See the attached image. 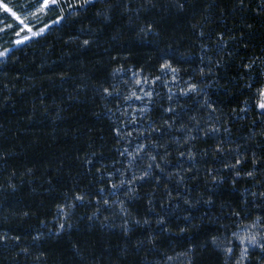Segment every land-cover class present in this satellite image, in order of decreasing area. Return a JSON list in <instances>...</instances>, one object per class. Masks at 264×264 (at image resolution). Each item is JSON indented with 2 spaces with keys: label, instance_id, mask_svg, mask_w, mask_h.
<instances>
[{
  "label": "trees",
  "instance_id": "16d2710c",
  "mask_svg": "<svg viewBox=\"0 0 264 264\" xmlns=\"http://www.w3.org/2000/svg\"><path fill=\"white\" fill-rule=\"evenodd\" d=\"M257 2L245 0L247 7L241 10L236 7L237 0H93L64 12L62 20L44 34L11 49L0 61V234L21 239L19 245L0 242V264H158L161 253L173 256L168 264H189V260L191 264H223L224 256L213 247L211 237H230L228 228L221 227H231L230 209L240 208L244 199L241 192L261 187L253 188L254 181L241 176L233 188L232 173L223 167L234 160L236 152L229 149L237 145L239 151L247 153V162L241 166L244 171L251 166L253 152L264 154L261 118L255 106L256 88L264 83V77H257L264 64L257 60L251 70L242 67L256 57L264 59V24L256 14ZM245 22L253 28L242 27ZM149 23L152 31L145 33ZM217 32L227 40L223 47L213 43ZM231 36L235 39H228ZM85 39L90 41L87 46L83 45ZM11 40L2 48L11 47ZM202 44L208 45L207 50H202ZM164 60L180 69V79L174 85L171 74L159 70ZM201 67L205 69L203 76ZM116 68L124 71L114 73ZM141 69L149 77V84L142 86L150 87L155 95L138 126L147 127L148 119L157 126L164 119H174L175 126L163 128L162 134L152 133V139L165 145L169 153L166 172L158 173L161 179L154 191L155 180H145L138 187V198L126 201L130 215L125 236L119 212L102 207L103 197H108L111 189L107 176L101 177L97 168L120 178L116 169L125 166L120 152L129 145L117 143L111 129L120 123L117 117L122 118L118 105L123 104L122 97L129 90L125 82L133 83V72ZM154 75H160L161 81L153 83ZM249 76L255 82L252 87L245 86ZM164 80L173 88L171 101ZM183 82L201 85V95H179L180 88L186 86ZM109 85L117 87L119 95L102 99V87ZM205 94L215 113L201 106ZM169 104L176 107L175 114L163 111ZM108 108L115 116H109ZM193 115L199 128L213 122L221 128L206 137L199 128L192 133L196 136L191 142L195 165L179 156L187 146L176 142L185 134L176 129L181 123L189 127L195 124L190 122ZM140 141L147 143L144 138ZM137 142L132 138L131 147ZM218 142L223 143L225 153L214 151ZM149 150L158 155L165 151L153 150L150 145ZM85 157L93 163L86 164ZM146 163L145 157L137 166L142 168ZM177 167L191 168L179 184L174 174L168 176ZM209 168L218 178L224 177L214 187L207 175ZM256 179L264 184V173L258 172ZM101 187L108 190L98 196ZM75 191L88 194V198L71 210L72 227L57 234L53 219L56 203ZM169 191L172 198L167 196ZM148 193L152 195V212L147 211ZM208 195L213 199L211 205L201 201L188 207L183 202L188 197L193 201L200 196L207 199ZM119 196L125 199L123 191ZM97 198L101 212L90 220ZM246 201L251 213L264 210L252 207L251 195ZM260 203L257 199L256 204ZM158 213L166 217L167 232L156 224ZM145 216L150 218L149 224L134 223V218L143 220ZM181 227L185 228L183 233L179 232ZM37 233L41 238L33 240ZM150 234L155 237L151 243L147 240ZM141 240L144 243L138 244ZM190 244L194 246L192 253L179 255L187 253ZM25 246L28 254L20 251ZM40 253L43 256L38 261ZM235 254L239 255L238 247ZM250 264H257L254 257Z\"/></svg>",
  "mask_w": 264,
  "mask_h": 264
},
{
  "label": "snow or ice",
  "instance_id": "6c2138e0",
  "mask_svg": "<svg viewBox=\"0 0 264 264\" xmlns=\"http://www.w3.org/2000/svg\"><path fill=\"white\" fill-rule=\"evenodd\" d=\"M93 0H74V3H69L67 5L68 8L74 9L75 7H84L86 5L92 4ZM58 0H21L19 4L12 5L11 0L8 2H4V0H0V11L5 13H9L15 21L18 22L19 27L15 31V35L19 37V39L13 41L15 44H20L22 41L27 40L29 37L27 35L21 36V33L27 30L28 33L32 35H37L38 33H42L48 25H44L43 27L39 28L37 31H33L32 26L29 24L30 17H36L37 13H43L50 9L51 6H57ZM183 3L179 4L180 8H183ZM110 7V5H109ZM236 7H239L241 10L247 7L245 0H237ZM20 9V11H17ZM256 14L261 16V24H264V0H258L257 2V9ZM99 15V13H98ZM63 17V9H61V16L57 17V21H60ZM105 19L108 18L107 14L104 16ZM196 28V25H193ZM242 27H245L249 30L253 28V24L245 22ZM5 28H12V25L6 24ZM152 24L149 23L145 30V33L152 31ZM3 31V29H0ZM198 34L200 36L204 35L202 30H199ZM217 39L213 41L214 44H219L223 47L227 40L224 37L223 33L217 32L216 34ZM228 39H235V36L228 37ZM90 41L85 39L83 40V45H89ZM202 50H207L208 45L202 44ZM10 49L5 48L0 51V58L5 57L7 54L10 53ZM209 62H211V57L208 58ZM257 60H260L261 64H264V59L260 57H256L251 61L244 63L242 67L245 70H251L257 63ZM201 63L203 64V57L201 58ZM220 61L217 60L216 67H218ZM159 70L161 73L171 74V84L174 85L177 80H179V72L180 69L174 67L169 60H164L162 63L159 64ZM123 68H116L113 69L114 73L123 72ZM200 74L203 76L205 74V69L203 67L200 68ZM213 69L211 67L208 68V72L211 73ZM264 77V69H262L261 73L257 77ZM249 84L245 85L246 87H252L255 83L252 80V77H248ZM151 81L153 83L157 81H161L160 75H154L151 77ZM132 82H125L128 84L129 90L126 94L123 95V104L118 105V107L122 111V118L117 117L120 123L117 126L112 127V132L115 134L117 138V143L125 142L129 146L124 147L123 151L120 152V155L124 157V168L123 169H116V173L119 174V179H115V174L112 171H103L102 168H97V172L100 173L101 177L107 176L106 183L110 186V193L108 197H103L102 207L105 211L115 208L122 217V230L125 236L129 233V215L130 211L127 206L126 201H132L138 198V187L139 185L148 179H154L155 184H153V191L155 190L156 185L160 183L161 176L158 173L166 172L165 164L167 163V156L169 155L167 148L165 145L159 144L158 141L152 139V133H161L162 129H172L175 126V120L172 119H164L163 124L157 126L155 122L151 121L150 119L145 120L147 127H139L141 119L145 118L149 112V105L152 104V97L155 93L152 89L145 88L142 85L149 84V77L143 74V70H138L137 72H133L132 75ZM164 86L168 88L169 101L173 98V88L170 85L168 80L163 81ZM186 86L181 87L179 91V95L181 96H188L194 94L196 96L201 95V85L193 82H183ZM102 99H107L112 97L114 94L119 95V89L113 85L104 86L102 87ZM133 101L139 102V105L133 103ZM202 107H206L210 110L211 113H215L216 109L213 106V103L209 101L205 94V99L202 102ZM256 109L258 110L259 117L261 118V130L259 135L261 137V141L264 142V83H261L256 88ZM163 111L165 113H173L176 112V107L169 104L168 107L164 108ZM235 112L236 110L233 109ZM240 111H246L245 108H241ZM109 116H115V113L112 111L111 108L107 109ZM209 119H212V116L209 115ZM191 121H196L191 127L188 125L181 123L179 127L176 129L177 131H183L185 134L181 138H177V143L181 146H187L184 151H179V156L184 157L189 160L193 165L196 162V153L193 150L194 146L191 144L192 141L196 140V136L192 133L199 128V121L197 120L196 116L193 115L190 118ZM253 124H256V121H253ZM200 134L202 136H208L209 134H215L221 131V128L216 125L215 122L209 124L206 128H199ZM223 131L228 133V128L224 127ZM134 133L136 134L134 137ZM253 133L255 134V129H253ZM137 139V144L135 147H131V139ZM140 138H144L147 143L140 141ZM224 142H228L225 140ZM149 145L151 149L158 150L160 148H164L165 151L163 154L158 155L155 151L149 150ZM239 145L236 146L235 149H229L236 152V156L232 162H225L223 164L224 169L231 171L232 173V185L235 188L237 180L244 176L246 178H250L254 181L253 188H256L257 185H261L260 188L252 191H245L241 192V197L244 198L241 201V206L239 209H230V216L232 219L231 227L226 225H221L222 228H228L230 231V237L225 234L223 239H221L217 235H213L211 237V243L213 247L221 252L224 256L223 264H250V261L255 258L257 264H264V210L260 211L257 214L251 213L246 207V197L251 195L252 197V207L256 208L259 207L264 209V184L260 180L256 179L257 173H264V159H262L261 155H257L256 152H253L251 155V166L248 170L244 171L242 169V165L247 162V153L239 151ZM217 153H225L226 149L223 146V143L218 142L214 149ZM94 155V154H93ZM147 158V163L141 168L138 167V162L143 161L144 158ZM84 162L86 164L91 165L93 161L89 157L84 158ZM191 171V168L181 170L177 167L175 173L168 172V176L171 177L173 174L177 178V183H182L185 179L184 172ZM207 175L211 179V183L213 187L223 181L224 177L220 176L217 177L216 174L213 173V170L209 168L207 170ZM14 187V186H13ZM167 186H165L166 188ZM105 187H101L98 189V196L103 194L107 191ZM123 191L125 199H121L119 194ZM211 192V188L209 189ZM177 196L180 194L177 193ZM115 196L116 199L113 200L110 197ZM167 196L172 198V193L169 191L167 192ZM88 198V194L75 191L71 193L65 194V199L63 201L57 202L55 206V212L53 214L54 221L57 222L56 232L59 234L61 231L65 230V228L70 229L72 227L71 217L72 211L79 205L83 204L85 200ZM146 198L148 201V212L153 211L152 206V195L151 193L146 194ZM259 199L261 203L259 205L256 204V200ZM203 201L205 204L211 205L213 203V199L211 195H208L207 199H204L203 196H200L197 200L193 201L191 197L184 199V204L188 207H193L194 204L200 203ZM90 202V201H89ZM164 205L161 204V208ZM223 207V205H222ZM101 212V201L99 198L96 199V207L95 211L89 216V219H93L97 217L98 214ZM28 213L25 212L24 215ZM225 218H228L226 215ZM107 219V217H105ZM185 220H188V217H184ZM155 221L157 225H160V230L162 232H167L169 229L167 227V220L164 215L157 214L155 217ZM151 222L150 218L145 216L143 220L139 218H134V223L137 225L140 224H149ZM41 223L43 224L44 221L42 220ZM51 231V229H50ZM185 228H179V232L183 233ZM41 238V234L37 233L36 236L33 237V240H39ZM19 236H11L9 237L7 233L0 234V242H11L15 241L17 245L20 242ZM155 239L154 236L151 234L148 235L147 240L148 242H152ZM238 242V243H237ZM138 244H143L144 241H138ZM193 245H189L187 249V253H179V255H185L192 253ZM239 248V255H236V248ZM20 251L28 254L29 249L27 246L21 247ZM43 256V253H40L37 257L39 261L40 257ZM173 260V256L166 255L161 253L160 260L158 264H168L169 261ZM189 264H191V260H189Z\"/></svg>",
  "mask_w": 264,
  "mask_h": 264
},
{
  "label": "rangeland",
  "instance_id": "374dc122",
  "mask_svg": "<svg viewBox=\"0 0 264 264\" xmlns=\"http://www.w3.org/2000/svg\"><path fill=\"white\" fill-rule=\"evenodd\" d=\"M4 2L7 3L8 0H4ZM20 2L21 0H11L12 5L19 4ZM69 3H74V0H58L57 6H51L50 9L47 10L46 12L37 13L36 17H30L29 24L32 26L33 31H37L39 28L43 27L44 25H48V27L45 28V30L42 33H38L37 35H32L31 33H28L27 30L25 29V31L21 33V36L27 35L29 38L27 40L22 41L20 44L13 43V41L19 39V37H17L14 34L17 28L19 27L18 22L15 21V19L9 13L0 11V29H3V31H0V51L5 49L2 48V46L6 44L11 38H12L11 47H8V49L10 50L12 48L22 46L28 43L31 39H34L44 34L50 26L54 24H58L62 20L61 19L60 21H57V17L61 16V9H63V14L64 12L71 10L70 8L67 7ZM17 11H20V9H17ZM55 15L56 18L52 19L53 16ZM6 24L12 25V28H5ZM5 57L0 58V61L3 60Z\"/></svg>",
  "mask_w": 264,
  "mask_h": 264
}]
</instances>
